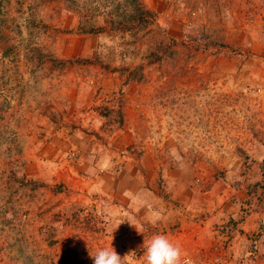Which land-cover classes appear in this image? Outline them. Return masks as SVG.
<instances>
[{"label": "rangeland", "instance_id": "obj_1", "mask_svg": "<svg viewBox=\"0 0 264 264\" xmlns=\"http://www.w3.org/2000/svg\"><path fill=\"white\" fill-rule=\"evenodd\" d=\"M139 1L0 0V264H143L183 217L188 264H264V0Z\"/></svg>", "mask_w": 264, "mask_h": 264}, {"label": "crops", "instance_id": "obj_2", "mask_svg": "<svg viewBox=\"0 0 264 264\" xmlns=\"http://www.w3.org/2000/svg\"><path fill=\"white\" fill-rule=\"evenodd\" d=\"M100 179V178H99ZM103 179V178H102ZM88 180H90V178H88ZM111 180L117 182V181H124V178L123 177H118V176H115L114 178L112 177ZM129 184L130 185H135L137 188H128L126 189L127 190V194L128 196H130V200H129V205L128 207H130L131 209H129V212H131V216L133 215L132 213L136 212L137 210H139L140 206H141V201H143L145 203L146 201V197L148 196V190H145V188L141 187V181H140V178L138 179L137 176H133V177H129ZM98 183V182H97ZM105 184V180L102 182V183H98V186L95 187L96 190L98 192H100L101 194L105 195V194H112V188L108 189L105 188L104 186ZM128 184V185H129ZM120 185V184H119ZM120 190V189H119ZM123 190V189H121ZM124 192V190L122 191ZM150 193V192H149ZM195 194H197L193 189H186L183 193H179V192H173L171 197L169 196V199L171 200H177V201H180V202H185L186 204L188 202H190L191 204L189 205H192V201L194 200V197H195ZM117 195V194H116ZM148 198V197H147ZM100 201H104V199H100ZM170 204V203H168ZM115 205V204H114ZM119 205H121V203H119ZM127 206V204H126ZM193 206V205H192ZM118 207L120 206H112L111 209H118ZM175 207V206H174ZM121 208V207H120ZM144 210L147 209V208H143ZM189 209L193 210L192 207H189ZM169 210L172 211V207H169ZM173 210L176 212V209L173 208ZM195 210H199V209H195ZM125 219V218H124ZM134 219V218H133ZM177 220V221H176ZM175 221H172L171 220H166L165 221V225L167 224H172L170 227L169 225L167 226V230H166V234L165 236L170 240L172 241L173 243H177V242H186V243H189L191 246L194 247V251H198L197 248L198 246L195 247V243L200 245V240H202V232L203 230L202 229H206L210 222L209 220H195L193 218H178L176 219ZM128 221H131V217L129 216L128 217ZM136 221V220H135ZM181 229V233H179L177 236L174 235L173 233L170 234L169 230L168 229H172L173 227H175L177 229ZM186 229H192L193 232H188Z\"/></svg>", "mask_w": 264, "mask_h": 264}, {"label": "clouds", "instance_id": "obj_3", "mask_svg": "<svg viewBox=\"0 0 264 264\" xmlns=\"http://www.w3.org/2000/svg\"><path fill=\"white\" fill-rule=\"evenodd\" d=\"M143 264H188L183 259V253L179 246L170 241L165 235L156 234L142 245ZM123 258L111 246L99 249L94 256H90L94 264H126Z\"/></svg>", "mask_w": 264, "mask_h": 264}, {"label": "trees", "instance_id": "obj_4", "mask_svg": "<svg viewBox=\"0 0 264 264\" xmlns=\"http://www.w3.org/2000/svg\"><path fill=\"white\" fill-rule=\"evenodd\" d=\"M125 3L133 8L135 14L138 15V20L136 23H139L138 27H142V23H145L143 27L148 26V24H154L156 15L153 11L145 10L139 0H125Z\"/></svg>", "mask_w": 264, "mask_h": 264}, {"label": "built area", "instance_id": "obj_5", "mask_svg": "<svg viewBox=\"0 0 264 264\" xmlns=\"http://www.w3.org/2000/svg\"><path fill=\"white\" fill-rule=\"evenodd\" d=\"M187 262H188V260L187 259H185Z\"/></svg>", "mask_w": 264, "mask_h": 264}]
</instances>
